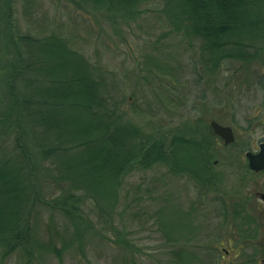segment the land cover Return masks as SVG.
Instances as JSON below:
<instances>
[{"label": "rangeland", "instance_id": "rangeland-1", "mask_svg": "<svg viewBox=\"0 0 264 264\" xmlns=\"http://www.w3.org/2000/svg\"><path fill=\"white\" fill-rule=\"evenodd\" d=\"M11 5L16 26L14 33L41 42L50 35L64 39L69 50L87 63L91 79L96 84L103 83L104 106L121 116L116 123L137 126L140 135L136 141L144 147L149 144L151 136L164 135L169 144L170 139L179 134L188 138L190 131L208 132L211 121L231 127L234 134L233 149L225 148L221 139L214 138L218 144L215 146V160L222 163L217 168L219 178L215 189L209 191L205 186H197L188 174L180 178L168 176L163 165L142 168L136 159L128 165L129 171L120 175L116 198L110 202V198L101 199L87 191L73 169L62 170L58 188L52 182L54 166L61 164L63 167L62 159L70 160L76 154L68 157L65 153L53 152L46 157L45 149L40 150L33 137L36 129L30 132L32 128L28 126L27 132L30 133L21 143L29 149L25 155L34 162L30 165L37 168L34 172L39 191L37 198L45 202L49 189L54 186L58 192L47 197L53 205L62 204L59 196L65 195L63 192L68 189H73L69 193L75 196L81 192L90 198L79 203L66 202V209L80 210L77 215L80 214L81 218L74 222L57 210H44L39 203L35 204L36 211H39V214L34 213L37 235L42 239L61 235L69 244L63 254L64 264H131V261L134 264H171L175 262L168 257L171 247L200 249L216 233H221V203L218 199H224L228 208L232 198L238 201L242 196L247 205L240 208L253 215L257 211L264 213V203L254 197L255 192L264 194V175L248 174L241 180L237 167L223 165L228 152L238 155L236 160L244 163V150L237 152L234 148L258 151V144L264 139L263 93L239 72L237 66L224 65L220 70L207 72L201 70L196 42L172 35V26L165 13L166 7L170 8L167 0H141L137 8L139 14L133 17L115 10L100 11L101 14L91 11L80 16L70 0H11ZM2 14L1 10L0 17ZM6 37L8 32L1 30L0 160L16 165L14 155L17 152L13 143L17 134L11 132L15 123L11 121L14 114L9 113L6 98V77H10L18 53L21 51L22 57L26 56L21 44L13 46ZM31 55L33 64L29 69L20 67L14 81L21 94H32V90L45 86L42 83L48 79L44 73L38 74L42 56L36 52ZM160 65L164 70L157 69ZM198 71H201V78H198ZM29 96L35 102L42 100L40 96ZM39 109L42 108L39 106ZM21 169L28 179L33 180L30 169ZM74 189L80 192H74ZM237 191L238 196L234 195ZM76 228H80L77 232L80 238L72 243ZM231 231V227H225L221 238L222 264H236L242 260V250ZM164 232L171 234L170 243L166 242ZM197 253L194 264H198L199 259H202L201 264L212 262L213 257L210 258L204 250L198 251L197 248ZM56 263L55 258L46 254L34 264ZM0 264L24 262L6 258Z\"/></svg>", "mask_w": 264, "mask_h": 264}, {"label": "trees", "instance_id": "trees-1", "mask_svg": "<svg viewBox=\"0 0 264 264\" xmlns=\"http://www.w3.org/2000/svg\"><path fill=\"white\" fill-rule=\"evenodd\" d=\"M70 2L80 12V16L81 13L91 11L96 13L115 10L133 17L139 14L137 8L141 0ZM167 5L170 8L167 6L165 13L172 26V35H181L184 39L196 42L201 70L207 72L220 70L224 65L237 66L239 72L244 73L264 97V0H167ZM12 9L11 0H0V11H3L0 17V34L3 29L7 31L8 43L17 47L21 44L26 57H22L23 53L20 51L10 77H6V98L9 100V113L14 114L11 121L15 123V127L11 132L17 134L13 143L17 154L14 155L16 165L0 160V260L14 258L24 264H34L47 254L56 259V264H64L63 254L69 246L67 240L61 235L42 239L37 235L34 222V213L39 214L35 209L36 203L43 206L44 210L48 208L61 212L69 221L80 220V214L77 215L80 210L66 209V202L90 200L88 194L83 195L78 189H74V192H80L75 196L69 193L73 189H68L69 191L63 192L65 195L59 196L62 204L53 205L47 200V197L55 196V192H58L63 169L75 170L74 175L83 182L87 191L101 199L110 198V202L116 198L114 195L120 185V175L129 171L128 165L136 159L142 168L163 165L168 176L180 178L188 174L197 186H205L209 191L215 189L219 178L217 168L222 163L215 160V146L218 144L214 138L219 137L211 129L208 132L201 130L202 133L190 131L188 138L180 134L173 136L169 144L164 135L158 138L151 136L149 144L144 147V144L136 141L140 135L137 126L116 123L121 116L104 106L106 93L102 95L103 83L96 84L91 79L87 63L69 50L66 41L56 35H50L41 42L29 36L15 34ZM168 34L171 35L170 32ZM35 52L40 54L39 57L42 56L39 59L42 60V67L38 74L42 72L48 79L42 83L45 86L32 90V94H21L14 81L19 75L20 67L29 69L33 64L30 58L31 53ZM162 67L164 66L160 65L157 69L164 70ZM200 72H197L198 78H201ZM29 95L40 96L42 100L35 102ZM28 126L32 128L30 132L36 129L33 137L41 147L40 150H46L42 149L46 157L53 152L65 153L66 156L76 154L70 160L62 159L63 167L61 164L59 167L54 166L52 172L55 178L52 182L58 188L56 190L54 186L49 189L50 194L45 197V202L37 198L39 191L34 176L37 168L30 165L34 162L25 155V151L29 149L21 143L23 137L30 133L27 132ZM233 145L234 143L228 146ZM228 157L223 165L236 167L234 165L237 160ZM25 167L31 170L33 180L23 173L21 168ZM243 178L245 177H241V180ZM238 194V191L234 192V195ZM234 200L232 198L228 208L224 199L217 200L221 203V233H216L200 249L171 247L168 257L170 261L175 260L171 264H194L199 253L197 248L198 251L204 250L210 258L213 257L209 264H222L220 260L223 254L219 247L223 245L221 238L225 227H231V236L235 237L242 250V260L236 264H264V213L259 214L257 211L253 215L247 209L240 208L247 205L244 199L239 197L237 202ZM228 219L230 223H227ZM79 229H74L75 237L70 242L75 243L80 238L77 233ZM228 233L227 231L226 234ZM164 235L167 237L166 242L170 243L171 234L164 232ZM201 263L202 259H199L198 264Z\"/></svg>", "mask_w": 264, "mask_h": 264}, {"label": "water", "instance_id": "water-1", "mask_svg": "<svg viewBox=\"0 0 264 264\" xmlns=\"http://www.w3.org/2000/svg\"><path fill=\"white\" fill-rule=\"evenodd\" d=\"M210 126L214 133L223 140L224 144H229L234 141L231 127L222 126L215 121H211ZM258 148L259 150L257 153L247 152L245 154L249 168L253 171L264 170V143H259ZM261 198L264 199V196H261Z\"/></svg>", "mask_w": 264, "mask_h": 264}, {"label": "flooded vegetation", "instance_id": "flooded-vegetation-1", "mask_svg": "<svg viewBox=\"0 0 264 264\" xmlns=\"http://www.w3.org/2000/svg\"><path fill=\"white\" fill-rule=\"evenodd\" d=\"M219 139H221V138H219ZM222 143H223V141H222ZM223 145L225 146V148H230V146H228L227 144H224L223 143ZM230 145V144H229ZM232 149H233V147H232ZM237 152H238V150H241V151H243L244 150V163H241V162H238V161H236L237 163L234 165V166H236L237 168H238V170H239V174L241 175V177H246V175H248V174H250V175H252V176H259V175H264V170H260V171H253V170H251L250 168H249V164H248V160H247V158H246V156H245V154L247 153V152H251V153H257V152H252V151H247V149L246 148H244V147H239V148H234ZM236 152V153H237ZM228 155H229V157H228ZM227 157L229 158V159H236V157H238V155L236 156V154H234L233 152H228V154H227ZM240 158V157H239ZM215 164H216V162H214ZM235 168V167H234ZM237 173V174H238ZM261 196H264V194L263 193H254V197L255 198H258L261 202H263L264 203V199H262L261 198ZM241 198H243L242 196H241Z\"/></svg>", "mask_w": 264, "mask_h": 264}]
</instances>
